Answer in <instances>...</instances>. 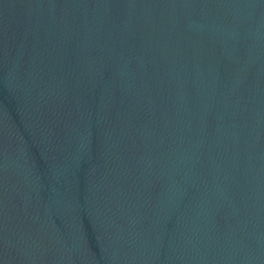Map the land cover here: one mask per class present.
Returning a JSON list of instances; mask_svg holds the SVG:
<instances>
[{
  "label": "water",
  "instance_id": "1",
  "mask_svg": "<svg viewBox=\"0 0 264 264\" xmlns=\"http://www.w3.org/2000/svg\"><path fill=\"white\" fill-rule=\"evenodd\" d=\"M0 264H264V0H0Z\"/></svg>",
  "mask_w": 264,
  "mask_h": 264
}]
</instances>
